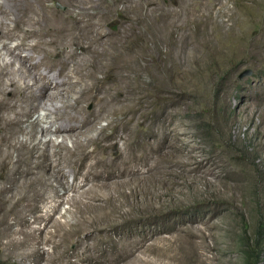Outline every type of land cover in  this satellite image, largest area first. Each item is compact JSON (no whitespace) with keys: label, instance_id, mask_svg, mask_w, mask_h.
<instances>
[{"label":"rangeland","instance_id":"obj_1","mask_svg":"<svg viewBox=\"0 0 264 264\" xmlns=\"http://www.w3.org/2000/svg\"><path fill=\"white\" fill-rule=\"evenodd\" d=\"M195 1L170 0L167 7L182 8L184 13L175 19L185 23L189 15L183 8ZM221 1L224 4L212 10L213 22L206 25L155 31L147 22L145 26L134 22L132 66L122 70L129 73L132 99L127 115L132 118L127 128L119 129L122 138L115 139L120 150L132 149L139 158L145 157L143 165L141 159L135 162L139 174L130 187L124 184L121 191L89 187L92 182L84 179V169L78 170L76 156L66 153L79 150L77 143L84 134L71 137L54 131V125L44 135L37 133L42 145L38 152L45 151L50 158L52 152L62 173L50 175L53 183L45 190L36 186L40 195L30 206L25 202L20 206L23 215L16 229L13 226L16 239L28 231L40 238L37 264H264V0ZM108 24L104 22L103 31L116 28L115 22ZM160 31L163 37L157 35ZM245 69L251 74L239 78ZM105 71L98 73L100 78L109 74ZM52 103L62 104L57 99ZM44 110L39 106L32 118L42 117ZM59 111L64 119L67 111L74 113L71 108ZM122 114L111 118L121 120ZM104 119L95 121L96 128L106 125ZM44 120L42 126H48ZM108 192L114 200L105 198L102 203ZM7 239L0 236V264H33L15 254L16 248L22 251L27 246L6 247Z\"/></svg>","mask_w":264,"mask_h":264},{"label":"bare ground","instance_id":"obj_2","mask_svg":"<svg viewBox=\"0 0 264 264\" xmlns=\"http://www.w3.org/2000/svg\"><path fill=\"white\" fill-rule=\"evenodd\" d=\"M169 3L170 0H112L107 5L102 4V0H0V236L8 238L5 243L6 247L27 246V249L29 247L28 250L25 247L22 251L16 248L15 254L33 261V264L38 263L40 254H42L38 247L40 238L27 230L28 232L21 239H16L14 234L18 232L14 225L23 215V208L20 209V206L24 202L25 205H29L35 196L40 195L36 186L40 185V189L44 186L49 187L53 183H50L48 179L50 175H62L60 168L56 169L57 160L51 159L52 147L49 148L50 151L48 150L51 152V158L48 153H44L45 151L38 152L40 143V136L37 137L38 132L50 131V127L54 125V131L69 133L71 137L77 134L79 137L80 134L85 135L83 140L77 143L78 151L76 149L63 150L76 156L77 160L74 158L76 161L74 163L78 170H85L84 179L90 180L92 184L89 187L97 189L96 191L101 187L120 188L124 184L130 187V182L135 180L133 177L136 178V173L139 174V168L135 162L141 159L143 165L145 157L139 158L132 149L120 150L116 141L122 138L119 129L124 130L132 118L127 115L130 110L129 103H131L129 101L132 97L129 95L128 88L129 73H123L122 70L128 69L129 71L132 66L131 48L133 47L134 22H140L139 26L141 23L145 26L147 22V27L151 26L155 31L166 27L177 29V27L192 23H198V26L199 23L206 25L213 22L211 20L212 10L217 4L222 6L224 1L196 0V4L194 3L196 6L193 4V6L188 5L183 8L189 15L185 23H177L175 19L180 16L181 12L184 13L181 11L182 8L170 9L167 7ZM118 4L123 5L119 8ZM114 12L118 14L113 15ZM150 17L154 18V22L148 23ZM177 21L180 20L177 18ZM237 21L243 24L242 19L238 18ZM104 22L106 25L115 22L116 28L103 31ZM156 33L159 37H163V31ZM23 50H27V53L22 54ZM5 56L6 58L8 56V59ZM105 70L109 71V74L105 73L107 75L100 78L98 73ZM52 99L60 100L62 104L59 107L55 106L56 103L53 101L55 103L53 105ZM85 103H91L92 107L86 108ZM39 106L45 109L42 117L47 119L48 126H42V117L39 115L32 118L33 112ZM61 107L65 110L71 108L74 113L67 111L66 119H64L65 117L63 118L58 113ZM116 112L123 113L121 120L111 118V115ZM50 113L52 115L54 113V116ZM101 118H107V120L104 119L106 125L96 128L95 121ZM63 120L66 123L60 122ZM19 134L25 137L19 139ZM75 138L74 140H78ZM45 140L48 143L51 141L50 139ZM58 144L63 148L65 146L64 142ZM90 145L93 147L90 148ZM102 153L107 155L101 156ZM13 154L14 158H12ZM120 177L123 178L119 179ZM140 186L139 190L144 192L142 183ZM20 188L28 189L21 192ZM45 195H47L46 192ZM112 195L108 192L101 198L100 194H97V198L113 199ZM105 202L104 200L102 203ZM127 203L130 204V202ZM115 204L112 203V205ZM32 240L35 245L30 246ZM47 259L50 258L47 257ZM62 264H66V261H62Z\"/></svg>","mask_w":264,"mask_h":264},{"label":"water","instance_id":"obj_3","mask_svg":"<svg viewBox=\"0 0 264 264\" xmlns=\"http://www.w3.org/2000/svg\"><path fill=\"white\" fill-rule=\"evenodd\" d=\"M249 74H251V70L250 69H245V70H243L242 72L239 73L238 77L242 78V77H244L246 75H249Z\"/></svg>","mask_w":264,"mask_h":264}]
</instances>
